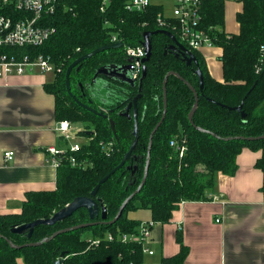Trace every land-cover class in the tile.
Instances as JSON below:
<instances>
[{
    "label": "trees",
    "instance_id": "trees-1",
    "mask_svg": "<svg viewBox=\"0 0 264 264\" xmlns=\"http://www.w3.org/2000/svg\"><path fill=\"white\" fill-rule=\"evenodd\" d=\"M198 1V27L214 46L221 48L223 81L212 78L201 53L192 50L203 75L200 91L196 65L187 64L172 50L165 51L172 42L169 36L150 35L151 55L145 62L146 75L137 99V143L124 165L99 185L94 196L103 200L107 218L66 230L54 238L50 235L60 229L100 221L99 214L90 219L85 208H78L53 224L36 225L30 237L27 232L15 233L11 228L48 218L76 196H89L97 182L119 164L134 139L133 121L117 112L135 96L137 86L106 79L102 94L94 98L87 85L91 84L95 70L106 63L125 61V47L140 45L144 31L163 28L179 40L172 26L177 25V21L166 17L167 25L160 26L157 17L162 15V8L152 3L137 11L125 7L127 0H65L53 14L44 17L46 25L53 27L54 32L41 45L0 47L1 53L16 59L24 55L49 58L58 68L52 82L45 84L46 90L55 97L56 118L88 122L92 127L88 142L82 143L75 154L77 164L71 166L66 156L60 161L53 191L28 192L20 213L0 215V264H16L17 258L25 264H54L61 252L66 254L60 257V264H141V245L117 238L119 234L136 231L139 222L127 218L130 210L147 208L153 221L166 222L179 201L206 200V194L214 187V173L233 174L237 167L236 155L243 147L261 151L256 165L264 176V137H259L264 134V0H241L242 10L236 14L239 31L233 34L224 31V0ZM112 35L123 45L81 61L79 68L74 67L69 76L70 92L81 102L95 110L114 109L103 118L72 99L65 85V70L82 54L112 43ZM169 71L178 76L168 74ZM164 80L166 113L152 135L147 176L118 219L110 223L124 199L143 178L149 135L162 113ZM186 82L198 95L192 122L188 120V113L194 104V95ZM101 97L108 99V104L100 102ZM241 102L240 110L227 108ZM108 118L113 119L116 136ZM175 145L186 148L181 156ZM262 192L264 194V179ZM106 233L115 238L106 240ZM98 238L99 244L91 246L88 239ZM9 241L17 245L39 244L14 248ZM186 253V246L181 244L178 253L163 257L159 264H186Z\"/></svg>",
    "mask_w": 264,
    "mask_h": 264
},
{
    "label": "crops",
    "instance_id": "crops-1",
    "mask_svg": "<svg viewBox=\"0 0 264 264\" xmlns=\"http://www.w3.org/2000/svg\"><path fill=\"white\" fill-rule=\"evenodd\" d=\"M150 2L161 6L163 16L171 17L174 0ZM242 6L241 0H224L225 33L239 31L236 14ZM198 51L209 75L223 81L221 48L203 46ZM46 73L35 70L0 77V215L20 213L28 192L56 188V169L45 162L46 146L76 142L75 134L82 136L81 144L86 143L92 133V127L72 121L70 140L55 130L60 120L55 116V97L45 88L53 78L49 80ZM6 151L13 152L11 160L4 159ZM260 156V150L243 147L233 174L214 173V187L206 200H181L168 221L156 222L146 242L153 253L143 254V263L159 264L163 257L178 253L182 244L187 248L186 264H264V176L256 165ZM127 218L148 221L151 211L130 210ZM16 264L25 263L17 258Z\"/></svg>",
    "mask_w": 264,
    "mask_h": 264
},
{
    "label": "built area",
    "instance_id": "built-area-1",
    "mask_svg": "<svg viewBox=\"0 0 264 264\" xmlns=\"http://www.w3.org/2000/svg\"><path fill=\"white\" fill-rule=\"evenodd\" d=\"M65 0H0V47H35L41 45L53 32L54 28L47 26L45 16L55 12L58 4ZM151 4L150 0H127L125 7L128 10H143ZM198 0H174L171 18L177 21V25H172L176 29L179 41L189 50H198L203 46H214L209 36L198 27L200 15L198 12ZM103 8L101 7V10ZM18 13L19 16H14ZM165 16L158 15L157 22L160 26L167 25ZM116 36H111V42H116ZM126 58H130V76L137 80L142 70V59L145 56L144 47H125ZM40 70L55 74L58 68L42 55L29 57L28 55L16 59L13 55L0 52V77L9 75H21L27 72ZM70 121L60 120L55 130L63 135L66 140H70ZM174 144V141L171 142ZM81 143L71 142L64 146L48 145L44 148L47 153L45 162L58 168L60 161L66 156L69 158L71 166L77 164L75 154L80 150ZM176 146L178 155L183 154L184 145ZM12 151L4 152V159L11 160ZM219 221L218 218L215 219ZM156 222L152 219L142 221L138 224L136 231L119 234L117 238L121 242H136L141 245L143 254L151 255L152 250L146 245L150 235V229ZM115 237L111 233H106V240H113ZM91 246L99 244L100 239H88ZM133 264V263H127ZM141 264H144L143 262Z\"/></svg>",
    "mask_w": 264,
    "mask_h": 264
},
{
    "label": "water",
    "instance_id": "water-1",
    "mask_svg": "<svg viewBox=\"0 0 264 264\" xmlns=\"http://www.w3.org/2000/svg\"><path fill=\"white\" fill-rule=\"evenodd\" d=\"M156 33H162L165 34L167 36L170 37V39L172 40V42L170 44H168L165 47V51L166 50H172L175 52L176 55H181V59L185 60L187 64H191L194 63L196 65V69L195 72L198 76V80H199V90L201 91L203 88V75L202 72L198 66V62L197 59L195 57V55L193 54V52L189 49H187L175 36V34H173L172 32L166 30V29H157L155 31H144L142 34V40H141V45L144 47L145 50V56L142 59L143 65H142V70H141V74L139 76V78L135 81L131 78L130 76V65L129 64H121V63H115V62H111V63H106L103 64L101 66H99L91 79V84H94V88H91V84H88L87 87L90 91V95L92 97H96L102 94V90L104 85H106V79H111V80H115L117 82H121V83H125L131 87H135L137 86V93L135 96H133L129 102H127V104L125 105V107L121 110H119L117 112L118 115L120 116H124L126 117L128 120H132L133 121V130H132V134L134 136L133 141L131 142L128 150L124 153L121 161L119 162L118 165H116L112 170H110L106 175H104L98 182L97 184L92 188V190L89 193V196H76L74 197L69 203L65 204L62 208L58 209L57 211H55L50 217L48 218H38L35 219L31 222H27V223H23L17 226H13L11 228L12 232L15 233H23V232H27L26 235L27 237H30L32 234V231L34 229V227L38 224H53L56 221L62 220L63 218H65L66 216L71 215L75 210H77L78 208H85L86 211L88 212L89 218L93 219L94 216H97L99 214L100 216V221H91V222H87V223H82V224H78V225H74L65 229H60L58 231H55L53 234L50 235V238H54L57 234L64 232L66 230L69 229H74V228H78L81 226H86L89 224H95L98 222H102L105 221L107 218V208L103 203V200L100 198H94V196L96 195L97 189L99 187V185L101 183H103L110 175H112L116 170H118L120 167H122L125 163V161L130 157L136 143H137V139H138V124H137V120H138V107H137V99L140 98L141 96V84H142V80L146 75V67H145V62H147L150 58L151 55V40H150V35L152 34H156ZM123 43L122 42H114V43H110V44H106L103 46H100L98 48H95L93 50H91L90 52H87L85 54H82L81 56L77 57L76 59H74L66 68L65 70V85H66V89L69 93V95L72 97V99L79 104L82 108L92 111L93 113L106 118L107 117V112H113L114 109L113 108H107V109H99V110H95L94 108H92L91 106L81 102L79 100V98H77L75 95H73L70 92V72L71 70L76 67V69L79 68V63L83 60L89 59L92 56H94L95 54L103 51V50H108L111 48H117L122 46ZM126 62H130L131 59L130 58H126L125 59ZM168 74H175L177 75L174 71H169ZM178 76V75H177ZM186 84L188 85V87L192 90L193 95H194V104L190 110V112L188 113V120L190 122H192V115L193 112L198 104V95L196 90L189 84L186 82ZM78 85L81 86L82 85L80 82H78ZM163 108H162V113H161V117L158 120V122L156 123V125L154 126V128L152 129L150 135H149V141H148V145H147V152H146V160H145V166H144V175L143 178L140 182V184L136 187V189L130 194L128 195L124 201L122 202V204L120 205L116 215L113 217V219H111L109 222L112 223L115 220L118 219V217L121 215L122 210L125 206V204L140 190V188L142 187L145 178L147 176V170H148V166H149V160H150V147H151V143H152V135L154 133V131L157 129V127L160 125V123L163 121L164 117H165V113H166V91H165V80L163 81ZM106 92H104L103 94H105ZM100 102L104 103V104H108V99L101 97L99 98ZM242 107V102L237 105V106H233V107H229L227 106L228 109L230 110H240ZM241 116L244 117L245 114L241 111ZM108 122H109V126L113 132V135H115V129H114V122L112 118H108ZM86 132H90V131H86ZM259 137H264V134L259 136ZM97 202L99 203V206L97 204ZM34 244H39V243H25L22 245H17L12 243L11 241H9V245L11 247L14 248H20L22 246H26V245H34ZM65 252H61L60 253V257H62L63 255H65ZM60 257L55 260L54 264H60Z\"/></svg>",
    "mask_w": 264,
    "mask_h": 264
},
{
    "label": "rangeland",
    "instance_id": "rangeland-1",
    "mask_svg": "<svg viewBox=\"0 0 264 264\" xmlns=\"http://www.w3.org/2000/svg\"><path fill=\"white\" fill-rule=\"evenodd\" d=\"M168 7V9H169V6H167ZM166 7V8H167ZM170 8H171V6H170ZM171 11V10H170ZM171 13V12H170ZM214 66H215V68L216 69H219V62L218 61H215L214 60ZM46 75L48 76V78H49V80L50 79H52L53 78V74L51 73V72H48V73H46ZM102 92V91H101ZM78 98V97H77ZM76 125H81V127H83V128H86V129H88V128H91V125H90V123H88V122H85V123H82V122H76ZM75 139L73 140V141H76V142H81L82 141V136H80V134L78 135H76L75 134ZM171 142V141H170ZM176 149V148H175ZM186 150V148L184 147L183 148V151H185ZM179 156V155H178Z\"/></svg>",
    "mask_w": 264,
    "mask_h": 264
},
{
    "label": "flooded vegetation",
    "instance_id": "flooded-vegetation-1",
    "mask_svg": "<svg viewBox=\"0 0 264 264\" xmlns=\"http://www.w3.org/2000/svg\"><path fill=\"white\" fill-rule=\"evenodd\" d=\"M129 64V62H126V61H123L121 64ZM130 65V64H129ZM80 91H82V88H81V86H80ZM136 95V94H135Z\"/></svg>",
    "mask_w": 264,
    "mask_h": 264
}]
</instances>
